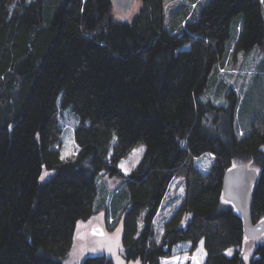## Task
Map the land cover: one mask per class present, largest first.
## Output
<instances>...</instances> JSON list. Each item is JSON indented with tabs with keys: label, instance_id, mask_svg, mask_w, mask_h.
Masks as SVG:
<instances>
[{
	"label": "trees",
	"instance_id": "1",
	"mask_svg": "<svg viewBox=\"0 0 264 264\" xmlns=\"http://www.w3.org/2000/svg\"><path fill=\"white\" fill-rule=\"evenodd\" d=\"M112 2L0 0V264H161L178 244L191 243L192 254L201 241L204 264H264V240L245 261L242 216L223 196L226 171L254 169L253 219L264 221V123L238 138L237 94L228 109L200 99L240 18L235 52L264 44L261 1L209 0L195 15L183 7L170 30L166 0H140L126 23L113 20ZM60 97L80 121L66 161ZM212 112L220 124L230 112L229 141ZM140 144L145 154L124 177L120 162ZM206 154L214 163L205 174L195 159ZM45 170L58 173L41 183ZM102 176L127 187L112 224L96 208ZM178 177L185 197L158 242L154 220Z\"/></svg>",
	"mask_w": 264,
	"mask_h": 264
},
{
	"label": "rangeland",
	"instance_id": "2",
	"mask_svg": "<svg viewBox=\"0 0 264 264\" xmlns=\"http://www.w3.org/2000/svg\"><path fill=\"white\" fill-rule=\"evenodd\" d=\"M49 1L46 0V3H49ZM260 1L262 3V14L264 18V0ZM207 2L209 0H166V28L170 30L173 25L178 24L179 21L181 22L180 15L183 16L184 14L183 7L189 11V14L195 15V13L200 12L203 5ZM141 7L142 3L140 0H134L132 6L127 11H122L112 2V18L118 23L130 22L140 11ZM240 20V28L235 29L237 24L235 25L231 33V39L227 44V57L224 66H218V70L213 74L204 94L200 98L205 103L211 102L216 107L228 109L231 103L230 101L232 100L230 91L233 90L237 94V101L233 111V128L238 138L249 135L253 129V125L258 126L264 123V44L262 46H256L248 53L237 54L235 52L236 44L241 33L243 22L242 18ZM188 48L189 45L184 46L185 50ZM58 107L59 125L62 130L60 135L61 159L66 161L75 155L77 150L75 130L79 126L80 121L70 108L62 109L61 97L58 100ZM221 116V123L224 124H220V122L214 123L217 117L215 112L209 114V121L215 128V131L221 137H225L226 141H229L230 134L228 132L231 114L230 112L227 114L221 113ZM145 150V145L140 144L120 162L119 167L124 177L131 174L137 168L145 154ZM213 163L214 157L211 154H206L195 159V166L205 174L210 171ZM57 173V170H45L42 173L40 182L46 183L56 176ZM122 182L123 178H111L110 176L98 178L99 198L96 200V208L99 203L97 210L102 215V223H104L105 218L109 224H112L115 220L117 221L127 205V187ZM184 197V179L179 177L175 178L154 220V238L156 241H161L166 224L173 218ZM102 201H104V204L101 203ZM138 225L139 232H141L143 228V215L140 217ZM84 231L85 233L88 232L86 226L78 231V234H82L85 237L86 234L83 233ZM92 235H96L97 237L102 236L101 234ZM263 240L264 234L253 240H246L241 248L246 262H249L253 257L256 245L263 242ZM76 244L78 245V240ZM190 249L191 243L189 242L178 244L174 248V255L162 259L161 264H204L206 257L204 242L201 241L198 249L192 254L189 252ZM234 252L235 249L232 248L227 252V255L231 257ZM72 256L74 258V249Z\"/></svg>",
	"mask_w": 264,
	"mask_h": 264
},
{
	"label": "water",
	"instance_id": "3",
	"mask_svg": "<svg viewBox=\"0 0 264 264\" xmlns=\"http://www.w3.org/2000/svg\"><path fill=\"white\" fill-rule=\"evenodd\" d=\"M122 11H127L134 0H112ZM259 174L247 166L226 171L223 179V196L233 203L241 214L245 239L253 240L264 234V221H254L253 204L258 188Z\"/></svg>",
	"mask_w": 264,
	"mask_h": 264
}]
</instances>
